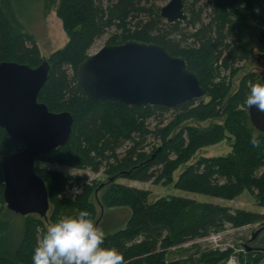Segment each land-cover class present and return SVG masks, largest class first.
Wrapping results in <instances>:
<instances>
[{"label":"trees","instance_id":"obj_1","mask_svg":"<svg viewBox=\"0 0 264 264\" xmlns=\"http://www.w3.org/2000/svg\"><path fill=\"white\" fill-rule=\"evenodd\" d=\"M50 1L0 0V63L37 68L47 61L51 75L38 101L50 112H69L74 118L67 144L38 157L36 163L103 172L107 182L83 184L80 177L36 167L48 189L49 212L46 218L19 215L23 219L21 237L15 245L9 237L0 239V264H32L34 249L46 233V222L61 220L64 209L86 210L95 222L97 210L92 198L98 193L103 209H130L125 226L107 234L101 245L122 254L124 264H184L168 262L167 252L223 232L228 226L262 223L263 214L186 197L153 201L150 191L119 181H152L227 201L248 192L264 209V134L252 126L245 103L252 86L262 84V80L257 72L243 75L238 84L234 80L242 71L236 64L250 56L248 23L264 28V0H207L201 5V0H193L190 6L185 5L189 19L174 24L161 18L156 0H60L56 14L68 42L44 60L28 33L27 13L31 9L46 12ZM108 34L109 45L128 41L158 44L171 56L185 59L206 96L173 109L89 101L77 80L78 66L89 58L96 40ZM261 47L258 44L257 48ZM222 142L229 143V155L195 160L199 151ZM23 149L21 142L13 141L0 128L1 157ZM180 168L182 172L174 180ZM74 187L78 193L67 197ZM3 190L0 166V213L5 207ZM259 237L263 240L264 234ZM258 246L264 243L257 239L254 247ZM246 258L250 264H262L264 252L247 251ZM204 259L215 264L212 258Z\"/></svg>","mask_w":264,"mask_h":264},{"label":"water","instance_id":"obj_2","mask_svg":"<svg viewBox=\"0 0 264 264\" xmlns=\"http://www.w3.org/2000/svg\"><path fill=\"white\" fill-rule=\"evenodd\" d=\"M168 24L187 19L184 0H170L160 9ZM264 48V30L258 37ZM264 84V51L257 60ZM51 75L47 61L37 68L16 62L0 63V128L24 149L1 157L3 200L17 215L46 218L49 193L36 172V160L64 147L70 139L74 118L69 112L54 113L38 101ZM77 80L87 99L128 107L160 106L177 108L203 99L206 91L187 61L177 58L161 45L128 41L106 45L78 66ZM256 131L264 134V112L248 108ZM264 234V226L253 234L252 242ZM264 252V246L248 247Z\"/></svg>","mask_w":264,"mask_h":264},{"label":"rangeland","instance_id":"obj_3","mask_svg":"<svg viewBox=\"0 0 264 264\" xmlns=\"http://www.w3.org/2000/svg\"><path fill=\"white\" fill-rule=\"evenodd\" d=\"M170 0H156V5L160 8L165 6ZM186 7L193 3V0H184ZM60 0H51L49 2L47 11L42 13L34 12L30 10L27 14L28 21V33L36 41L40 55L44 60H47L52 53L64 48L68 42V36L65 33L61 21L58 19L56 10ZM207 3V0H201L200 5ZM187 19H189V13L186 10ZM264 28H261L254 22H249L247 27V35L250 38L249 44L246 46L250 48V56L247 61L238 62L235 67H241V75L234 80L238 84V79L243 75L252 72H259V66L257 65L258 58L263 55L264 48H257L259 41L258 37L262 33ZM110 34L103 36L96 40L92 49L89 52V56L97 53L101 48L108 45L107 41ZM223 75L228 76L229 72H224ZM231 153V147L228 142H222L215 146L204 148L198 152L195 160L198 157H219L227 156ZM1 160V156H0ZM36 167L50 170H57L65 174H71L74 177H80L83 179V184L90 182H98L99 184L106 183L107 177L103 172L98 174L90 171H76L67 167H60L57 165H50L46 163L37 162ZM182 168L178 169L174 173V180H177ZM119 183H123L132 187L147 190L151 192V199L153 201L167 196H181L193 199L199 203H213L231 209H240L244 211H250L253 213H259L264 215V209L257 206L254 197L244 192L240 197L234 201H227L210 196H204L200 194L189 193L178 190L174 186L164 187L161 184H155L152 181L146 183H140L136 181L120 180ZM80 191V190H79ZM78 193L76 187L70 189L67 197H74ZM100 193L96 196L94 194L92 202L96 206L97 219L94 222L95 226L100 228L104 237L107 234L115 232L125 226V222L130 215V209L128 208H114L110 210L103 209L99 202ZM78 212L73 209H64L61 213V219L75 218L78 216ZM52 225L46 222V229ZM264 225L257 223L241 228H233L231 226L226 227L223 232L212 233L207 237L200 238L194 241L185 243V245L173 247L167 252L166 259L168 262L181 261L184 264H207L204 259L212 258L215 264H250L246 258L247 248L254 247L256 241L252 243L253 234L257 232ZM23 229V219L21 216L12 213L5 207L0 213V239H8L13 245L17 244L21 237ZM1 239V240H3ZM260 243H264V239L258 238ZM204 256V257H203ZM264 264V263H262Z\"/></svg>","mask_w":264,"mask_h":264},{"label":"clouds","instance_id":"obj_4","mask_svg":"<svg viewBox=\"0 0 264 264\" xmlns=\"http://www.w3.org/2000/svg\"><path fill=\"white\" fill-rule=\"evenodd\" d=\"M245 103L264 112V84H254ZM103 231L95 226L90 213L81 210L75 218L50 225L34 249L32 264H124L122 254L102 248Z\"/></svg>","mask_w":264,"mask_h":264},{"label":"built area","instance_id":"obj_5","mask_svg":"<svg viewBox=\"0 0 264 264\" xmlns=\"http://www.w3.org/2000/svg\"><path fill=\"white\" fill-rule=\"evenodd\" d=\"M185 245V244H184ZM229 264H232V262H230Z\"/></svg>","mask_w":264,"mask_h":264}]
</instances>
